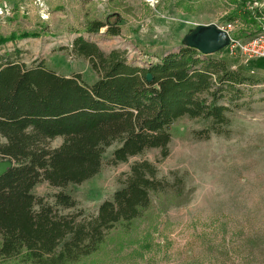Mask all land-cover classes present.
<instances>
[{"label": "trees", "instance_id": "1", "mask_svg": "<svg viewBox=\"0 0 264 264\" xmlns=\"http://www.w3.org/2000/svg\"><path fill=\"white\" fill-rule=\"evenodd\" d=\"M260 1H225L226 22L243 25L237 39L249 41L264 31V11H248ZM110 19L89 23L86 32L107 27L118 35L119 25ZM37 37L34 32L0 36V47ZM71 48L88 60L97 75L93 83L80 74L59 75L44 62L28 68L16 49L0 55V159L11 163L0 176V264H79L98 254L114 233L128 236L153 198L162 202L163 185L170 184L149 161L134 162L111 199L90 216L62 190L49 203L33 189L41 182L62 189L93 178L113 144L112 165L149 149H158L163 160L169 128L182 117L204 121L197 134L205 138L227 135L228 105L243 96L239 87L258 82L228 58L187 46L146 68L128 65L118 52L104 54L81 37ZM57 138L62 143L51 148ZM181 191L169 198H180ZM67 209L75 213L63 214Z\"/></svg>", "mask_w": 264, "mask_h": 264}, {"label": "rangeland", "instance_id": "2", "mask_svg": "<svg viewBox=\"0 0 264 264\" xmlns=\"http://www.w3.org/2000/svg\"><path fill=\"white\" fill-rule=\"evenodd\" d=\"M20 1L8 0L15 6ZM32 1L23 0V15L17 11L8 18L0 15V36L34 32L39 37L8 43L0 47V55L16 49L18 61L28 68L44 62L62 76L80 74L88 84L97 75L87 59L72 52L78 37L104 54L118 52L128 65L146 68L176 53L199 25L231 23L235 38L243 28L238 21L226 22L227 0H44L48 9L44 20ZM256 10L264 11V0L248 7ZM108 18L118 23V35L109 34L107 27L86 32L89 23ZM214 56L243 66L258 80L239 87L243 96L228 105L227 135L205 138L197 134L206 127L204 121L182 117L169 128V154L163 160L158 149H149L112 165L117 147L113 144L93 178L62 189L41 182L33 189L36 197L49 203L62 190L75 199L76 209L90 216L111 199L134 162L155 164L158 177L169 180L163 185L162 202L154 197L128 236L114 233L98 254L79 264H264V60L245 62L228 46ZM220 102L227 104L225 98ZM61 143L57 138L50 147ZM176 189H182L180 198H169Z\"/></svg>", "mask_w": 264, "mask_h": 264}, {"label": "built area", "instance_id": "3", "mask_svg": "<svg viewBox=\"0 0 264 264\" xmlns=\"http://www.w3.org/2000/svg\"><path fill=\"white\" fill-rule=\"evenodd\" d=\"M35 8L38 10L40 19H47V7L44 0L32 1ZM23 15V0H21L17 6L11 5L8 0H0V15L4 18L11 17L15 12ZM223 30L228 38V48L235 52L245 62L248 60H264V33L253 38L250 41L242 42L233 36V25L231 23H222L216 25Z\"/></svg>", "mask_w": 264, "mask_h": 264}, {"label": "water", "instance_id": "4", "mask_svg": "<svg viewBox=\"0 0 264 264\" xmlns=\"http://www.w3.org/2000/svg\"><path fill=\"white\" fill-rule=\"evenodd\" d=\"M229 45L227 34L216 24L199 25L184 39V46L190 47L202 55H214ZM150 79V77H147ZM0 161V176L11 166L7 160Z\"/></svg>", "mask_w": 264, "mask_h": 264}]
</instances>
